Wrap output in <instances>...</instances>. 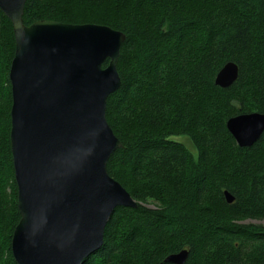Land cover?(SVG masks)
Here are the masks:
<instances>
[{
    "label": "trees",
    "instance_id": "obj_1",
    "mask_svg": "<svg viewBox=\"0 0 264 264\" xmlns=\"http://www.w3.org/2000/svg\"><path fill=\"white\" fill-rule=\"evenodd\" d=\"M22 19L125 34L121 86L106 106L121 147L106 166L138 206L114 209L103 245L83 264H172L165 258L182 249L184 264H264V225L244 224L264 222V132L239 147L226 127L230 117L264 113V0H27ZM14 48L0 10V264H17L10 244L20 219L10 147ZM228 61L238 78L222 88L214 79Z\"/></svg>",
    "mask_w": 264,
    "mask_h": 264
},
{
    "label": "water",
    "instance_id": "obj_2",
    "mask_svg": "<svg viewBox=\"0 0 264 264\" xmlns=\"http://www.w3.org/2000/svg\"><path fill=\"white\" fill-rule=\"evenodd\" d=\"M26 1L0 0L16 40L10 147L20 219L11 251L17 264H83L102 246L115 207L138 206L106 169L121 145L105 111L108 96L121 86L116 64L125 35L98 24L41 20L25 26ZM237 78L238 66L228 62L216 84L226 88ZM227 128L240 146L250 147L264 132V114L233 116ZM188 254L184 249L165 261L184 264Z\"/></svg>",
    "mask_w": 264,
    "mask_h": 264
},
{
    "label": "bare ground",
    "instance_id": "obj_3",
    "mask_svg": "<svg viewBox=\"0 0 264 264\" xmlns=\"http://www.w3.org/2000/svg\"><path fill=\"white\" fill-rule=\"evenodd\" d=\"M2 11V10H1ZM3 12V11H2ZM5 14V13H4ZM23 16V15H22ZM8 18V17H7ZM9 19V18H8ZM10 20V19H9ZM23 20V19H22ZM38 21H41V20H37V21H35V22H38ZM47 21H54V20H47ZM55 22H58V21H55ZM34 23V22H33ZM33 23H31V24H33ZM60 23H62V22H60ZM11 24H12V22H11ZM24 24V23H23ZM30 24V25H31ZM25 25V24H24ZM30 25H25V26H30ZM12 30H13V26H12ZM123 33V32H122ZM124 34V33H123ZM13 35H14V31H13ZM125 35V34H124ZM14 40H15V36H14ZM15 45H16V40H15ZM16 47V46H15ZM14 53H15V48H14ZM13 57H14V55H13ZM13 59V58H12ZM11 62H12V60H11ZM105 62H106V64H105ZM228 62H232V61H228ZM228 62H226V63H228ZM225 63V64H226ZM233 63H235V62H233ZM107 64H108V60L106 59L105 61H104V63L102 64V67L104 68V67H106L107 66ZM225 64L218 70V72L216 73V76H215V79H214V83L216 84V78H217V75H218V73H219V71L225 66ZM236 64V63H235ZM237 65V64H236ZM10 66H11V64H10ZM238 66V65H237ZM116 68H117V64H116ZM9 70H10V68H9ZM118 71V70H117ZM238 72H239V69H238ZM8 78H9V73H8ZM9 82H10V80H9ZM217 85V84H216ZM217 86H219V85H217ZM10 87H11V85H10ZM220 87V86H219ZM112 94V93H111ZM109 97V96H108ZM108 99V98H107ZM106 106H107V102H106ZM11 107H12V105H11ZM10 113H11V109H10ZM105 114H106V111H105ZM264 114V113H263ZM231 118V117H230ZM230 118H228L227 119V121H226V127H227V122H228V120L230 119ZM106 120H107V118H106ZM10 121H11V117H10ZM108 122V121H107ZM109 124V123H108ZM110 126V125H109ZM11 128V127H10ZM228 129V128H227ZM228 131H229V129H228ZM230 132V131H229ZM230 134L232 135V133L230 132ZM233 136V135H232ZM233 138H234V136H233ZM260 138V137H259ZM258 138V139H259ZM235 140V139H234ZM236 142V141H235ZM236 144L239 146V147H242V146H240L237 142H236ZM119 147H121V145L119 146ZM119 147H117V148H119ZM117 148H115L112 152H111V154L117 149ZM110 154V155H111ZM12 155V154H11ZM110 155H109V157H110ZM109 157H108V159H109ZM108 159H107V161H108ZM106 165H107V162H106ZM106 169H107V166H106ZM107 173H108V171H107ZM108 175H109V173H108ZM109 177L111 178V179H113L110 175H109ZM113 180H115V179H113ZM116 181V180H115ZM118 182V181H117ZM16 183V182H15ZM119 183V182H118ZM120 184V183H119ZM121 185V184H120ZM122 186V185H121ZM16 187H17V185H16ZM123 187V186H122ZM124 188V187H123ZM125 189V188H124ZM126 190V189H125ZM127 191V190H126ZM226 194H230L231 196H233L230 192H228L227 190H225L224 192H223V195H224V198H225V200L227 201V197H226ZM131 196V195H130ZM17 197H18V188H17ZM132 197V196H131ZM133 198V197H132ZM134 201H135V199H133ZM136 202V201H135ZM137 203V202H136ZM227 203H228V201H227ZM17 207H18V203H17ZM118 207V206H117ZM124 207H127V206H124ZM137 207V206H136ZM136 207H133V208H136ZM116 208V207H115ZM114 211V210H113ZM112 215V214H111ZM111 217V216H110ZM110 219V218H109ZM109 221V220H108ZM108 223V222H107ZM107 225V224H106ZM14 231V230H13ZM12 235H13V233H12ZM11 240H12V238H11ZM103 243H104V241H103ZM103 245V244H102ZM10 246H11V244H10ZM99 249V248H98ZM97 249V250H98ZM182 250H184V249H182ZM185 250H187V249H185ZM181 251V250H180ZM179 251V252H180ZM12 252V251H11ZM188 252H189V250H188ZM178 253V252H177ZM172 254H175V253H172ZM91 255V254H90ZM171 255V254H170ZM13 256V255H12ZM169 256V255H168ZM167 256V257H168ZM166 257V258H167ZM14 258V257H13ZM86 259V258H85ZM15 260V259H14ZM16 262V261H15Z\"/></svg>",
    "mask_w": 264,
    "mask_h": 264
},
{
    "label": "rangeland",
    "instance_id": "obj_4",
    "mask_svg": "<svg viewBox=\"0 0 264 264\" xmlns=\"http://www.w3.org/2000/svg\"><path fill=\"white\" fill-rule=\"evenodd\" d=\"M174 139L184 143L190 150L194 152V149L192 148L190 142L185 137L180 136V137H175ZM244 224L264 225V222L259 220H246Z\"/></svg>",
    "mask_w": 264,
    "mask_h": 264
}]
</instances>
